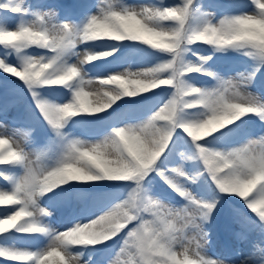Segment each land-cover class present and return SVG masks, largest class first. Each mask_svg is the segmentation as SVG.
<instances>
[{
    "label": "snow or ice",
    "instance_id": "1",
    "mask_svg": "<svg viewBox=\"0 0 264 264\" xmlns=\"http://www.w3.org/2000/svg\"><path fill=\"white\" fill-rule=\"evenodd\" d=\"M0 206L3 264H264V0H0Z\"/></svg>",
    "mask_w": 264,
    "mask_h": 264
},
{
    "label": "rangeland",
    "instance_id": "2",
    "mask_svg": "<svg viewBox=\"0 0 264 264\" xmlns=\"http://www.w3.org/2000/svg\"><path fill=\"white\" fill-rule=\"evenodd\" d=\"M50 2H59V3L64 4L67 7L74 8V6L77 5L78 3H80L81 1H79L75 5L71 4L70 0H50ZM127 2L128 3H141V2H144V0H127ZM221 212H220V214H221ZM54 215L58 216L59 214L54 213ZM227 215H228V212H227ZM217 220L218 219H216L215 223L212 225V228L210 229V232L212 233V238H213L212 239V246L209 250L210 254L214 255V256H223L224 254H226V249H229V248L240 249L246 254V252H247L246 243L236 239V237L234 236V232L239 230L238 227H236V226L229 227L226 224V222H225L226 225L216 226ZM219 233L223 234L225 239L222 240L221 236H219ZM93 259L99 260L100 257L97 256V257H94Z\"/></svg>",
    "mask_w": 264,
    "mask_h": 264
}]
</instances>
